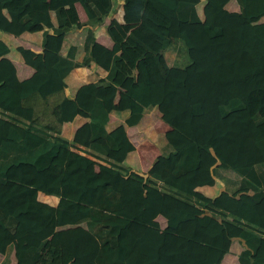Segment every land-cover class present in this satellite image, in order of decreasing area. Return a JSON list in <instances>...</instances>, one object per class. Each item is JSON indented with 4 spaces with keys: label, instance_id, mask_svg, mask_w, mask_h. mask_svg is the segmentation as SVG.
<instances>
[{
    "label": "trees",
    "instance_id": "trees-1",
    "mask_svg": "<svg viewBox=\"0 0 264 264\" xmlns=\"http://www.w3.org/2000/svg\"><path fill=\"white\" fill-rule=\"evenodd\" d=\"M229 1L121 0L107 48L92 27L116 0H0V33L37 34L41 46H14L33 68L19 80L0 40V133L5 118L24 126L0 134V228L12 237L0 264L11 253L14 264H219L233 238L238 264H264V0H234L237 11ZM173 41L183 65L164 59ZM89 64L104 77L67 96L66 76ZM118 88L127 108L107 127ZM152 108L170 130L155 135L146 172L124 170L125 129ZM78 109L89 119L69 142L62 126ZM215 179L214 197L196 191ZM199 247L204 259H190Z\"/></svg>",
    "mask_w": 264,
    "mask_h": 264
},
{
    "label": "crops",
    "instance_id": "crops-1",
    "mask_svg": "<svg viewBox=\"0 0 264 264\" xmlns=\"http://www.w3.org/2000/svg\"><path fill=\"white\" fill-rule=\"evenodd\" d=\"M75 6L78 11L79 20L85 21L86 16L81 5L79 3H75ZM110 18H114L119 23L122 22L121 0H116L114 8L109 12V14L99 19L97 21V24L92 27L94 30L96 41L107 48H110L112 46V41L107 36L105 31ZM70 38L74 41L77 48L74 61L79 63L82 57V50L80 48L82 42V31L72 29L70 32ZM0 40H3L9 47V53L7 54V56L15 68L16 77L19 80L28 78L33 73V68L20 61L13 48L15 45H20L30 49L35 53L41 52L38 35L24 33L19 36H13L11 34L5 35L3 33H0ZM55 51H58V48H55ZM105 74V71L96 68L93 64L76 66L69 72V74L65 78L66 86L64 92L67 96L73 97L76 89L81 84L89 83L96 78H102ZM127 103L128 99L126 91L124 89L118 88L111 103L112 112L108 115L107 127H112L115 123L121 121L120 117H118L116 113L127 108ZM210 112H212L211 117H209ZM210 112L208 113V119L212 120L217 116V112L215 110H211ZM88 119L89 113L78 109L74 119L71 122L63 124L61 136L70 142L73 131ZM10 127L15 128L17 131H21L24 126L20 122L5 118L4 124L1 127L0 134L6 135ZM146 128L148 134H146L145 136L141 135V132ZM168 130H170V127L160 119V115L155 110V108L146 110L143 113V116L138 125H130L125 129L128 139L134 146V151L130 152L126 156L125 160L120 163V167L128 171L146 172L154 158L159 154V150L153 142L155 134L164 133ZM92 159L94 158L92 157ZM257 161H260V158H258ZM125 164H128V166H126ZM222 188L223 183L220 180L215 179V182L212 185L198 186L196 187V191L212 198L220 190H222ZM47 198L48 201H44L39 199L37 196V199L41 202H45L51 206L56 205L57 198H49V196H47ZM156 219L159 222V225L163 227L165 224L164 218L161 216H157ZM11 240L12 237L10 232L0 228V260H2V258L4 257L5 247ZM242 248V243H240L236 238L231 239L229 250L223 256L219 264H238L237 254ZM205 252L206 251L204 248H196L190 255V259L202 260L205 257ZM9 257L10 264H14L15 259L13 257V254L11 253Z\"/></svg>",
    "mask_w": 264,
    "mask_h": 264
},
{
    "label": "rangeland",
    "instance_id": "rangeland-1",
    "mask_svg": "<svg viewBox=\"0 0 264 264\" xmlns=\"http://www.w3.org/2000/svg\"><path fill=\"white\" fill-rule=\"evenodd\" d=\"M226 8L228 10H232V11H236L238 10L237 8V4L234 0H230L227 4H226ZM197 13L199 15H201V3H199L197 5ZM174 43H172V45L170 46V48H168L165 52H164V59L166 61L167 64H185L187 62V57H186V53H185V48L182 45L181 42L178 41H173ZM147 128L145 130H143L141 132V135L145 136L147 133ZM156 135V134H155ZM78 147L82 148L81 146L77 145ZM94 161L96 163H101V161L95 160ZM126 165V164H125ZM128 166V164L126 165ZM141 172V171H140ZM48 196V195H46ZM49 197H54V196H49ZM48 201V200H46ZM2 247V245H1Z\"/></svg>",
    "mask_w": 264,
    "mask_h": 264
},
{
    "label": "clouds",
    "instance_id": "clouds-1",
    "mask_svg": "<svg viewBox=\"0 0 264 264\" xmlns=\"http://www.w3.org/2000/svg\"><path fill=\"white\" fill-rule=\"evenodd\" d=\"M196 10H197V9H196ZM200 11H201V10H200ZM236 11H237V10H236ZM198 15H199V14H198ZM199 16L201 17V15H199ZM94 159H96V158H94ZM94 159H93V160H94ZM43 195H44V194H43ZM57 200H58V199H57ZM159 216H160V215H159ZM161 217H162V216H161ZM156 220H157V219H156ZM164 220H165V219H164ZM158 223H159V222H158ZM164 225H165V224H164ZM160 227H161V226H160Z\"/></svg>",
    "mask_w": 264,
    "mask_h": 264
}]
</instances>
